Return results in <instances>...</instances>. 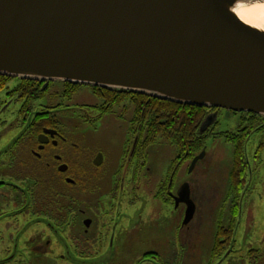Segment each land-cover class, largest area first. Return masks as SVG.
Instances as JSON below:
<instances>
[{
	"label": "water",
	"instance_id": "95a60500",
	"mask_svg": "<svg viewBox=\"0 0 264 264\" xmlns=\"http://www.w3.org/2000/svg\"><path fill=\"white\" fill-rule=\"evenodd\" d=\"M259 4L0 0V75L264 116V17L239 14Z\"/></svg>",
	"mask_w": 264,
	"mask_h": 264
},
{
	"label": "flooded vegetation",
	"instance_id": "af4514ba",
	"mask_svg": "<svg viewBox=\"0 0 264 264\" xmlns=\"http://www.w3.org/2000/svg\"><path fill=\"white\" fill-rule=\"evenodd\" d=\"M2 91L4 93L0 94V115L18 104L19 108L14 119L16 124L20 125L18 130H21L24 125L26 129L14 140L10 148L5 149L0 159V164L5 166L0 171V234H6L4 237L7 241V244L1 245L0 235V264H113L110 255L106 254L101 257L100 254L102 249L109 251L113 244L109 242L107 234H98L99 231H97V229L107 231L110 225L100 223L97 216L87 215L89 212L81 208L80 195L83 192L96 197L99 191L106 190L111 200L110 210L113 205H116L113 192L120 194L122 176L126 177L129 173L131 175L129 180L133 182L138 181L143 171L149 175L151 168H145L147 153L137 150L144 138V124L139 121L135 122L133 118L127 121L134 136L133 143L129 151L126 149L122 151L119 165L116 167V171L121 172L112 174L113 180L106 187L104 183L110 162L103 151L100 148H92L91 145L80 148L82 142L64 131L63 123L59 118L62 112L69 110L81 112L79 110L84 111L83 107H61L60 103L57 106L42 109L40 115L30 117L33 110L31 103L25 108L26 112H20L23 103L21 100L27 101L26 97L17 99L13 88ZM63 95L62 97L65 98ZM91 109L95 111L97 119L104 116L100 104L92 106ZM219 111L221 109H204L205 117L198 126V133H201V125L207 117L214 116L215 120L212 126L199 137L206 138L210 132L215 131ZM227 113L238 115L236 119L238 123H235L234 128L226 129L222 137L231 143L232 154L239 160L232 171L231 182L228 179L229 191L226 202L231 207V217L226 225L221 223L218 217L212 256L222 250L227 243L229 247L232 239L235 240L236 219L243 215V204H246L244 215L247 221L249 218L248 213L251 207L249 201L254 194L247 198L249 187L244 185L242 175L247 171V175L255 179L259 171L260 155L259 153L250 155L246 150V141L252 139L253 144H258L260 147L264 145V117L231 111ZM97 119L93 125L99 121ZM120 120L124 121L123 118ZM236 144H240V147L236 148ZM203 149L204 145L187 161H182L175 148V158L171 161L163 178L158 181L157 194L164 190L171 200L173 196L176 200L186 199L187 202L179 203V206L184 205V210L188 203L195 205L194 190L200 189V186H197L193 180L178 182L177 168L181 166L187 170L193 158L200 155ZM6 158L7 164H4ZM200 159L203 160V155L191 167L192 170L201 171L198 167L201 163ZM123 196L122 192V198L117 204L122 203ZM256 196L263 198L261 189ZM15 215L21 216L23 220L20 224H13L12 227L8 219ZM31 222L35 223L30 224ZM123 225L124 223L119 224V226ZM39 226L40 228H33ZM112 227L116 229L117 222ZM228 250H230L229 253L232 252L231 248H227L224 254ZM253 251L259 252L257 256L264 254L263 250L250 247L246 253L247 264H259L256 258L252 259L250 255ZM150 253H144L140 260L149 261L148 254ZM25 254L29 255V259H26ZM48 256L51 258L48 259ZM222 257L224 255L218 260L221 261ZM261 264H264V260Z\"/></svg>",
	"mask_w": 264,
	"mask_h": 264
},
{
	"label": "rangeland",
	"instance_id": "374dc122",
	"mask_svg": "<svg viewBox=\"0 0 264 264\" xmlns=\"http://www.w3.org/2000/svg\"><path fill=\"white\" fill-rule=\"evenodd\" d=\"M19 82L20 80L13 78L7 85L11 86L10 89H15ZM37 85V83L34 84L33 88L38 87ZM47 87L42 97L32 103V112L41 113L42 109L57 106L60 103L61 107H83L84 111L79 110L81 112L71 110L62 112L59 118L63 123L64 131L82 142L80 148L91 145L92 148H100L103 151L110 162L104 183L108 187L113 180L112 174L121 172H117L116 167L119 165L122 151L124 149L129 151L133 143L134 136L130 125L127 124L134 115V104L130 96L127 97L125 104L114 107L110 113L97 119L95 111L91 108L96 106L100 99L89 86L68 87L61 82H50ZM70 90L72 92L67 97V91ZM3 93L2 91L0 94ZM16 96L17 99H22L17 94ZM18 108L17 104L0 115V159L5 149L10 148L14 140L26 129L24 125L21 130H18L20 125L16 124L14 119ZM95 119L99 121L93 125ZM236 119L238 115L229 114L225 110L217 113L215 131L210 132L204 141L203 160L200 159L201 163L198 166L201 171L192 170L191 165L187 170L181 166L177 168L178 182L193 180L197 186H200V189L194 190L195 205L193 204V212L186 222L188 206L184 210V205L179 206L181 202L174 196L171 200L166 191L163 197L168 200L160 198L157 194L158 181L163 178L168 171V166L175 158L174 146L163 138H158L150 148L144 151L148 157L145 168H151L149 175L141 171L138 181L133 182L129 180L131 178L129 173L126 177L122 176L120 194L113 192L116 205H113L110 210L111 200L106 190L99 191L96 197L81 193V208L89 212L87 215L97 216L100 223L110 225L107 231L97 229L98 234H107L109 242L113 244L109 251L103 249L100 251L101 257L110 255L113 264H247L246 253L250 247L264 251V196L261 199L256 196L259 189L264 195V145L260 147L249 139L246 141L247 152L250 155L256 153L260 155L259 171L255 179H251L247 171L242 175L244 185L249 187L247 198L254 194L249 201L251 202L249 218L247 221L244 215L246 204H243V215L236 219L235 240L232 239L229 247L227 243L222 250L214 253V256L211 254L218 217L225 225L231 217V207L226 202V197L229 191L228 179L231 182L235 158L231 143L225 140L222 134L226 129L234 128L235 123H238ZM3 163L7 164V158ZM4 168L5 166L0 164V171ZM122 192L124 193L122 203L117 204L122 198ZM22 220L21 216L16 215L8 219L12 227L13 224H20ZM115 222H117L116 229L112 227ZM33 223L35 222L30 224ZM120 223L124 225L119 226ZM33 228H40V226ZM0 235L1 245L7 244L4 237L6 234ZM227 248H231L232 252L229 253L230 250H228L224 254ZM146 252H151L148 254L149 261H141L142 255ZM257 254L259 255L258 251H253L250 255L261 264L264 254L262 256ZM25 255L26 259H29V255ZM223 255V259L219 261L220 256ZM50 258L48 256V259Z\"/></svg>",
	"mask_w": 264,
	"mask_h": 264
},
{
	"label": "trees",
	"instance_id": "16d2710c",
	"mask_svg": "<svg viewBox=\"0 0 264 264\" xmlns=\"http://www.w3.org/2000/svg\"><path fill=\"white\" fill-rule=\"evenodd\" d=\"M9 81L10 78L0 75V91L9 87L7 85ZM34 84L36 83L20 81L19 85L17 84L15 89L13 88V92L18 96L27 98V101L24 100L22 103V113L26 112L25 108L29 106V103L32 105L34 101H38L42 97L41 83H37L39 86L33 88ZM64 86L74 85L64 84ZM92 91L103 102L102 106L101 102L99 103L103 114L109 113L114 107L125 104L130 96L134 104L132 118L135 122H142L145 126L143 141L137 147L139 151H146L158 138H163L178 150L180 158L185 161L204 145L206 138L199 137L198 133V126L205 117L204 107L177 104L140 94L117 93L98 88H93ZM71 92V90L67 91V97ZM238 147L240 144H236V148ZM238 160L239 158L236 157V164ZM158 196L168 200L163 197L164 190H161Z\"/></svg>",
	"mask_w": 264,
	"mask_h": 264
},
{
	"label": "bare ground",
	"instance_id": "6f19581e",
	"mask_svg": "<svg viewBox=\"0 0 264 264\" xmlns=\"http://www.w3.org/2000/svg\"><path fill=\"white\" fill-rule=\"evenodd\" d=\"M241 16H244L243 14H248L251 20L257 19L260 20L262 17H264V4L259 5H253L244 9L240 10L239 13Z\"/></svg>",
	"mask_w": 264,
	"mask_h": 264
}]
</instances>
